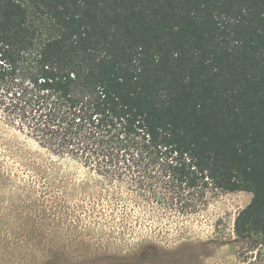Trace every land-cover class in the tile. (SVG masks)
Listing matches in <instances>:
<instances>
[{
  "label": "trees",
  "instance_id": "trees-1",
  "mask_svg": "<svg viewBox=\"0 0 264 264\" xmlns=\"http://www.w3.org/2000/svg\"><path fill=\"white\" fill-rule=\"evenodd\" d=\"M0 121L48 156L0 143L1 187L42 192L66 161L118 190L36 196L0 264L146 262L163 250L140 202L208 187L250 192L234 232L264 243V0H0ZM82 237L107 251L58 250Z\"/></svg>",
  "mask_w": 264,
  "mask_h": 264
},
{
  "label": "rangeland",
  "instance_id": "rangeland-1",
  "mask_svg": "<svg viewBox=\"0 0 264 264\" xmlns=\"http://www.w3.org/2000/svg\"><path fill=\"white\" fill-rule=\"evenodd\" d=\"M0 143L10 148L14 156H19L22 162L38 166L48 162L44 150L1 121ZM63 166L68 168L63 179L57 176L54 169L42 170L41 176H45L48 182L42 192L34 191L30 187L10 191L0 186V226L16 224L17 220L23 217L22 212L31 206L30 203L36 196L56 195L58 189L60 193L73 199L88 195L90 191L100 189L101 186L104 188V194L114 195L118 192L114 186L100 185L98 181L102 179L86 173L74 162L65 161ZM121 194L132 198L133 193L122 188ZM184 196L181 202H169L165 206L140 202L146 210L144 220L158 228L154 242L163 251L149 257L146 262L132 259L130 264H264V243L261 236L252 234L239 237L234 232L235 217L249 203L252 197L250 192H225L208 187L186 192ZM140 240L135 239V242L145 243ZM63 241L64 239L60 240L58 250H67L71 254L85 249L87 252L107 251L108 241L105 239H99L102 247L98 250L92 247L96 241H90L86 237H82L78 245L72 241L64 244ZM116 244L123 245L122 242ZM99 264L119 263L102 260Z\"/></svg>",
  "mask_w": 264,
  "mask_h": 264
}]
</instances>
